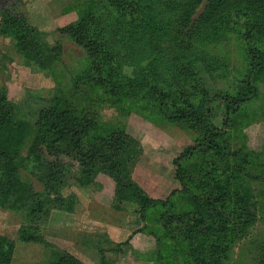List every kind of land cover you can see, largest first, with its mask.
<instances>
[{
	"label": "rangeland",
	"instance_id": "374dc122",
	"mask_svg": "<svg viewBox=\"0 0 264 264\" xmlns=\"http://www.w3.org/2000/svg\"><path fill=\"white\" fill-rule=\"evenodd\" d=\"M207 1L203 0L193 21L203 12ZM167 2H140L142 20L149 25L162 11L159 6L164 8ZM112 3V0H0V98L6 99L5 106L16 109L17 118L32 123L37 109L62 94L77 113L96 122L100 129L121 132L135 141L138 154L128 167L129 176L148 197L155 199L164 200L179 189L173 160L184 148L201 141L207 128L225 130L230 150L254 152L264 158V80L257 85V97L231 114L226 127L224 104L219 100L234 94L246 73L247 53L242 34L249 27H244L245 13L236 19L233 24L236 28L217 30L197 41L192 38H199L202 33L192 31L202 32L204 24L192 21L183 27L178 13L166 17L167 21L155 29L148 26L140 29L136 36L139 47H133L141 55L138 63L141 71H149V67L157 70L160 86L180 101L190 99L199 105L201 121H186L179 119L177 113L170 118L164 116L154 108L150 98L117 99L100 89L78 84L89 66V55L87 48L78 44L68 30L78 25L79 30H75L80 33L82 15L90 11L94 17L88 21L95 20L98 41H107L112 51L121 50L125 33H117V28L127 30L129 17L127 13L116 14ZM2 11L22 17L40 34L38 44L49 59L45 62L46 58L41 56L44 65L33 56L36 50L32 46L31 50L27 48L29 55L21 53L15 40L1 33ZM249 14L264 26L261 10ZM138 72L132 68L124 79L138 81ZM32 138L31 129L20 148L22 154L28 151ZM200 160L187 163L186 172L195 179L201 174ZM15 162L17 171L8 168L12 175L21 176L34 191L43 194V186L24 168L26 164ZM95 181L96 184L87 187H78L71 181L65 191L71 192L76 200L72 212L49 207L47 215H40L33 223L24 218L25 206L18 211L0 207V237L12 242L0 243V264H192L181 257L185 249L181 238L164 233L159 220L165 210L162 206L149 208L146 221L142 222L138 203L115 202L111 178L99 174ZM3 186L5 193L6 181ZM194 187L190 185L195 193L202 190ZM254 190L264 210V194L259 195L264 192V183L254 184ZM174 201L180 211L186 210L183 197H174ZM27 203L34 202L28 199ZM117 205L119 209L115 208ZM257 216L258 221L247 236L234 244L228 264L262 263L263 211H258ZM22 231L37 236L41 242L19 240L18 233Z\"/></svg>",
	"mask_w": 264,
	"mask_h": 264
},
{
	"label": "trees",
	"instance_id": "16d2710c",
	"mask_svg": "<svg viewBox=\"0 0 264 264\" xmlns=\"http://www.w3.org/2000/svg\"><path fill=\"white\" fill-rule=\"evenodd\" d=\"M112 1L116 14L127 13L129 17L127 30L120 26L117 28V33H125V44L121 50L112 51L107 41H98L95 20L88 21L94 17L90 11L82 15L80 33H77L78 25L68 30L78 44L87 48L89 55V66L77 80L78 84L100 89L117 99L150 98L154 108L168 118L177 113L181 120L201 121L203 115L199 112V105L190 99L180 101L166 87L160 86L157 70L149 67V71H141V65H138L141 55L137 53L138 50L134 51L133 46H137L136 36L140 29L147 26L155 29L172 14L178 13L183 27H187L203 0H166L168 4L164 8L159 6L162 8L160 14L152 21L148 20L150 26L141 18L142 6L139 4L145 0ZM259 10L264 13V0H208L203 12L193 21L197 25L204 24L202 32L192 31L202 33L199 38H192L197 41L208 33L236 28L233 24L243 12L247 18L244 27L249 28L242 34V39L248 66L235 93L219 98L220 103L224 104V127L228 126L231 114L257 97V85L264 80V26L249 14ZM1 18V33L13 38L21 53L29 55L26 51L32 46L36 50L33 56L39 64L44 65L41 56L46 58L45 62L48 58L47 52H43L38 44L40 34L22 17L9 11H2ZM132 68L139 70L138 81L124 79L125 73ZM5 104L6 99L1 97L0 207L18 211L25 206L22 210H25L27 222L33 223L40 215H47L49 207L72 212L76 200L71 192H66L69 183L72 181L78 187H87L96 184V177L103 174L115 184L113 196L117 204L138 203L137 211L142 222L146 221L149 208L162 206L165 209L159 215L163 231L167 236L181 238L185 245L181 257L186 263L228 264L236 241L245 238L257 223V212L262 210L264 213L254 190V184L264 183V158L254 152L230 150L225 130L220 132L212 127L207 128L201 141L184 148L173 160L179 189L163 200L148 197L129 176L128 167L138 154L135 141L121 132L100 129L96 122L77 113L62 94L56 95L52 103L37 109L32 123L17 118L16 109ZM208 116L211 117L210 113ZM31 129V146L22 154L20 148ZM199 159L201 174L195 179L186 172V168L188 162ZM15 160L23 166L26 164L24 168L43 186V194L34 191L21 176L12 175L8 168L18 170ZM4 181L7 184L5 193ZM193 184L194 189L202 188L198 194L190 188ZM263 194V191L259 193ZM178 196L184 198L186 210L178 209L174 201V197ZM28 199L34 203L28 204ZM115 208L120 207L117 205ZM18 234L21 241L41 242L27 231ZM2 242L12 244L0 237ZM125 244H128V240ZM261 257L263 264L264 250Z\"/></svg>",
	"mask_w": 264,
	"mask_h": 264
}]
</instances>
